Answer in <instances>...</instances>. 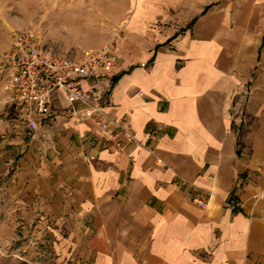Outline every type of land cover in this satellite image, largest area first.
Masks as SVG:
<instances>
[{
  "label": "crops",
  "instance_id": "obj_1",
  "mask_svg": "<svg viewBox=\"0 0 264 264\" xmlns=\"http://www.w3.org/2000/svg\"><path fill=\"white\" fill-rule=\"evenodd\" d=\"M66 2L75 49L124 35L92 103L133 140L58 91L33 129L0 125L10 195L42 205L77 264H264V0Z\"/></svg>",
  "mask_w": 264,
  "mask_h": 264
},
{
  "label": "built area",
  "instance_id": "obj_2",
  "mask_svg": "<svg viewBox=\"0 0 264 264\" xmlns=\"http://www.w3.org/2000/svg\"><path fill=\"white\" fill-rule=\"evenodd\" d=\"M118 42L117 30L103 47L87 50L79 57H71L48 51L30 31L17 33L1 60L5 87L11 92L6 103L18 110L9 116L3 113L0 123L8 120L7 123L12 124L22 120L33 129L35 122L31 116L48 115L60 91L70 102L71 115L75 119L92 118L109 140L124 134L128 141H132L133 135L124 118L109 119L100 105L92 103L100 96L98 89L105 87V72L118 65ZM83 83L88 84L87 89H84ZM76 103L81 107L76 108ZM115 145L118 150L123 148L119 140ZM195 201L199 206L204 205L200 199Z\"/></svg>",
  "mask_w": 264,
  "mask_h": 264
},
{
  "label": "rangeland",
  "instance_id": "obj_3",
  "mask_svg": "<svg viewBox=\"0 0 264 264\" xmlns=\"http://www.w3.org/2000/svg\"><path fill=\"white\" fill-rule=\"evenodd\" d=\"M50 1L53 2L51 6ZM43 2L42 4V0H0V117L3 113L7 116L11 115L14 107L6 103L11 92L5 87L6 80L1 59L17 33L32 32L52 53L71 57H79L83 53L70 44L75 37L72 35L73 23L77 21L72 15L74 4L70 2L64 4L62 0H43ZM33 6L35 10L32 14ZM48 6L56 7V10L51 13ZM82 6L83 9L84 6L87 7V10L90 4L86 3ZM39 7L44 9V12L38 11ZM93 7L99 12L105 11L103 2L94 3ZM64 9L66 13L63 12ZM43 25L48 32L43 37L45 40L39 34ZM64 27L68 28L67 32L61 33L66 29ZM118 32L119 45L124 35L122 31L118 30ZM7 121L0 125L6 124ZM47 216L42 205H38L35 210L25 204L24 198L11 196L5 180H0V264H77L73 257L69 259L63 256L65 246L59 236L63 235V231L59 230V226L54 224V221L47 219Z\"/></svg>",
  "mask_w": 264,
  "mask_h": 264
},
{
  "label": "trees",
  "instance_id": "obj_4",
  "mask_svg": "<svg viewBox=\"0 0 264 264\" xmlns=\"http://www.w3.org/2000/svg\"><path fill=\"white\" fill-rule=\"evenodd\" d=\"M193 21H194V20H193ZM193 21H192V22H193Z\"/></svg>",
  "mask_w": 264,
  "mask_h": 264
}]
</instances>
